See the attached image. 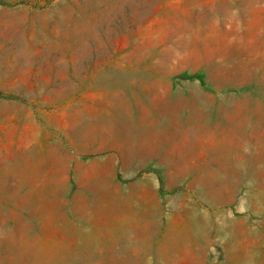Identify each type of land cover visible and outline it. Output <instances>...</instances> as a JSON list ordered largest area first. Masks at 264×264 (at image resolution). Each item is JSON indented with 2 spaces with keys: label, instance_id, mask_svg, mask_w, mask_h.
Segmentation results:
<instances>
[{
  "label": "rangeland",
  "instance_id": "1",
  "mask_svg": "<svg viewBox=\"0 0 264 264\" xmlns=\"http://www.w3.org/2000/svg\"><path fill=\"white\" fill-rule=\"evenodd\" d=\"M263 154L264 0H0V264H264Z\"/></svg>",
  "mask_w": 264,
  "mask_h": 264
},
{
  "label": "bare ground",
  "instance_id": "2",
  "mask_svg": "<svg viewBox=\"0 0 264 264\" xmlns=\"http://www.w3.org/2000/svg\"><path fill=\"white\" fill-rule=\"evenodd\" d=\"M115 97H116V96H115ZM259 107H261V106H259ZM78 125H79V124H78ZM133 126H134V125H133ZM129 128H130V127H129ZM109 130H110V129H109ZM119 134H120V133H119ZM89 137H90V136H89ZM93 137H94V136H93ZM136 137H138V135H137ZM141 137H142V136H141ZM131 138H132V137H131ZM124 139H125V138H124ZM141 139H142V138H141ZM134 141H135V140H134ZM141 141H142V140H140V142H141ZM131 142H133V141L131 140ZM84 143H85V142H84ZM134 143H135V142H134ZM136 143H137V142H136ZM131 144H132V143H131ZM138 144H139V143H138ZM133 145H134V144H133ZM86 147H87V146H86ZM132 147H133V146H132ZM138 147L140 148V145H139ZM133 148H134V147H133ZM134 149H135V148H134ZM136 150H139V149L137 148ZM155 150H156V149H155ZM136 152H138V151H136ZM139 152H140V151H139ZM131 154H132V153H131ZM241 154H242V153H241ZM256 155H257V154H256ZM243 157H244V156H243ZM257 157H258V156H257ZM259 157H260V156H259ZM261 158H264V154H263V157H261ZM239 159H240V158H239ZM244 162H246V161H244ZM190 163H191V162H190ZM236 163H237V162H236ZM238 163H239V161H238ZM130 164H131V163H130ZM244 165H245V164H244ZM233 166H234V165H233ZM251 166H252V165H251ZM245 167H246V166H245ZM253 167H254V166H253ZM241 168H242V167H241ZM234 169H235V168H234ZM234 169H233V170H234ZM243 169H244V168H243ZM249 169H250V168H249ZM253 169H254V168H253ZM233 170H231V171L233 172ZM235 170H236V169H235ZM238 170H239V169H238ZM251 170H252V169H251ZM255 172H258V171H255ZM253 173H254V172H253ZM258 173H259V172H258ZM218 174H219V173H218ZM244 174H245V173H244ZM234 175H235V174H234ZM262 175H263V174H262ZM227 177H228V176H227ZM235 178H236V177H235ZM237 178H238V177H237ZM250 178H251L253 181H255V182H257V181L260 180V179L258 180V176H255V174H251V177H250ZM259 178H260V176H259ZM225 180H226V178H225ZM231 180H235V179H230L229 181H231ZM238 180H239V179H238ZM238 180H236V181H238ZM233 182H234V181H233ZM233 182H232V183H233ZM224 183H226V182L224 181ZM234 184H235V183H234ZM229 185H230V184H229ZM231 196H232V195H231ZM254 197H255V196H252L251 198H254ZM256 197H257V196H256ZM251 198H250V199H251ZM262 198H264V197H262ZM259 200H260V199H259ZM248 201H249V200H247V202H248ZM254 201H255V200H254ZM254 201H253L252 204H253L254 207H256L257 203H259V202L256 203V202H254ZM256 201H257V200H256ZM262 202H263V201H262ZM262 202H261V203H262ZM252 204H251V206H252ZM262 204H263V203H262ZM253 206H252V207H253ZM259 206H261L260 203H259ZM257 207H258V206H257ZM261 207H262V206H261ZM252 209L255 210V209H257V208H252ZM259 209H260V207H259ZM261 209H264V207L261 208ZM256 212H257V211H256ZM262 213H263V212H262ZM260 214H261V213H260ZM196 215H197V214H196ZM219 224H220V223H219ZM207 226H208V225H207ZM228 226H229V225H228ZM203 228H204V227H203ZM224 228H225V227H224ZM231 228H232V227H231ZM206 229H207V228H206ZM232 229H233V228H232ZM244 229H245V227H244ZM227 230H228V229H227ZM236 230H237V229H236ZM236 230H234V231L236 232ZM238 230H239V228H238ZM218 231L221 232V231H224V229L222 230L221 227H220V228H218ZM230 231H231V230H230ZM240 231H241V230H240ZM243 231H247V229H246V230H243V229H242V232H243ZM235 232H233V233H235ZM231 233H232V232H231ZM239 234H240V233L238 232V235H239ZM231 235H232V234H231ZM231 235H230V236H231ZM236 235H237V234H236ZM240 235H243V237H244V234H240ZM222 236H223V235H222ZM245 237H246V236H245ZM245 239H246V238H245ZM249 240H250V239H249ZM230 241H231V240H230ZM244 241H245V240H244ZM249 242H250V241H249ZM233 244H234V242H233ZM252 246H253V245H252ZM255 246H256V245H255ZM259 246H260V245H259ZM259 246H257V247H259ZM240 251H241V250H240ZM246 253H247V252H246ZM241 257H242V256H241ZM241 257H240V258H241ZM240 258H239V259H240ZM246 259H248V258H246ZM246 259L243 260V261H246ZM243 261L241 260V264L243 263ZM244 263H245V262H244Z\"/></svg>",
  "mask_w": 264,
  "mask_h": 264
}]
</instances>
